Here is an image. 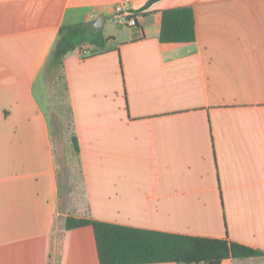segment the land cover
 <instances>
[{"label": "crops", "instance_id": "crops-1", "mask_svg": "<svg viewBox=\"0 0 264 264\" xmlns=\"http://www.w3.org/2000/svg\"><path fill=\"white\" fill-rule=\"evenodd\" d=\"M117 1L0 0V264H99L92 226L66 216L264 251V0H130L137 24L104 33ZM182 6L195 40L161 42ZM97 19L107 51L63 59L80 181L60 204L34 86L59 28Z\"/></svg>", "mask_w": 264, "mask_h": 264}, {"label": "trees", "instance_id": "trees-1", "mask_svg": "<svg viewBox=\"0 0 264 264\" xmlns=\"http://www.w3.org/2000/svg\"><path fill=\"white\" fill-rule=\"evenodd\" d=\"M156 0H149L146 6ZM196 38L194 12L182 6L162 11L159 40L192 42ZM112 36H105L91 23L62 25L49 53L47 64L62 68L66 54L86 45L91 54L107 51ZM77 155V137L71 135ZM91 225L99 264H221L227 258L264 256V251L227 238L185 235L145 228L124 226L91 218L66 216L63 229Z\"/></svg>", "mask_w": 264, "mask_h": 264}, {"label": "rangeland", "instance_id": "rangeland-1", "mask_svg": "<svg viewBox=\"0 0 264 264\" xmlns=\"http://www.w3.org/2000/svg\"><path fill=\"white\" fill-rule=\"evenodd\" d=\"M119 28L122 26L108 20L103 32L112 33ZM34 94L48 115L61 188L60 204L65 203L70 190L79 184L80 172L71 143L72 123L62 68L47 64L34 86Z\"/></svg>", "mask_w": 264, "mask_h": 264}, {"label": "built area", "instance_id": "built-area-1", "mask_svg": "<svg viewBox=\"0 0 264 264\" xmlns=\"http://www.w3.org/2000/svg\"><path fill=\"white\" fill-rule=\"evenodd\" d=\"M139 11L130 6V0H120L113 5L110 20L117 26L132 27L137 24Z\"/></svg>", "mask_w": 264, "mask_h": 264}, {"label": "water", "instance_id": "water-1", "mask_svg": "<svg viewBox=\"0 0 264 264\" xmlns=\"http://www.w3.org/2000/svg\"><path fill=\"white\" fill-rule=\"evenodd\" d=\"M93 26H94L95 28H97V29H100L101 26H102V23H100V22H99V19H97V20L95 21V23L93 24Z\"/></svg>", "mask_w": 264, "mask_h": 264}]
</instances>
